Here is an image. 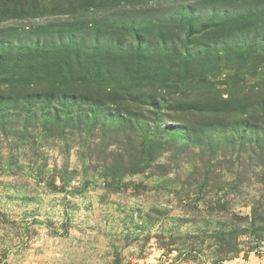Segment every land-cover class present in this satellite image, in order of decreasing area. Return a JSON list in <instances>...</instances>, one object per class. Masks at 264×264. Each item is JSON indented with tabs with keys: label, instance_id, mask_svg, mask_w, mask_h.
<instances>
[{
	"label": "rangeland",
	"instance_id": "374dc122",
	"mask_svg": "<svg viewBox=\"0 0 264 264\" xmlns=\"http://www.w3.org/2000/svg\"><path fill=\"white\" fill-rule=\"evenodd\" d=\"M0 264H264V0H0Z\"/></svg>",
	"mask_w": 264,
	"mask_h": 264
},
{
	"label": "trees",
	"instance_id": "16d2710c",
	"mask_svg": "<svg viewBox=\"0 0 264 264\" xmlns=\"http://www.w3.org/2000/svg\"><path fill=\"white\" fill-rule=\"evenodd\" d=\"M194 10H195V6L192 9H181L180 13H177V14H183V15H181V17H183L185 20H187V18H189V16L191 15V13H195ZM172 22H174V21H173V18L171 17V18H169V20L167 22H165V24L169 25V26L175 24ZM48 24L42 25V27H44ZM189 24H190V22H189ZM192 34H193V32L191 31V27H189L186 36L188 38H190L192 36Z\"/></svg>",
	"mask_w": 264,
	"mask_h": 264
}]
</instances>
